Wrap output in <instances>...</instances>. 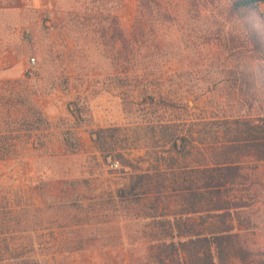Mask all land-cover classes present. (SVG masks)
Here are the masks:
<instances>
[{
  "label": "rangeland",
  "instance_id": "1",
  "mask_svg": "<svg viewBox=\"0 0 264 264\" xmlns=\"http://www.w3.org/2000/svg\"><path fill=\"white\" fill-rule=\"evenodd\" d=\"M174 3L182 14L185 2ZM137 6V0H0V85L16 83L0 91H33L51 127L31 134L35 145H21L15 160L0 162V197L9 202L0 208L8 221L0 247L11 250L0 264H147L154 243L143 238L133 207L113 204L110 190L123 173L97 166L90 131L120 128L106 133L110 146L132 148L134 167L150 170L144 147L151 144L124 135L139 132L155 112L170 113L168 103L207 119L247 114L251 89L240 65L251 63V53L241 25L212 27L204 16L195 22L166 7L169 20L142 19L139 30ZM115 23L131 40L127 57ZM151 98L159 104L150 106ZM33 126H21V136ZM66 133L79 141L78 154L63 145ZM83 179L88 189L73 184ZM75 190L84 193L81 204Z\"/></svg>",
  "mask_w": 264,
  "mask_h": 264
},
{
  "label": "trees",
  "instance_id": "2",
  "mask_svg": "<svg viewBox=\"0 0 264 264\" xmlns=\"http://www.w3.org/2000/svg\"><path fill=\"white\" fill-rule=\"evenodd\" d=\"M175 1L185 2L182 14ZM137 2L139 30L145 25L142 19L169 20L166 7L195 22L204 16L205 24L212 27L241 25L251 63L240 67L251 91L246 115L207 119L182 112L171 102L164 107L170 113L155 112L139 132L124 135L129 142L151 144L144 147L150 170L134 167L127 157L132 148L110 146L106 133H119L120 128L91 130L100 153L99 159L91 158L100 169L123 173L114 188L110 185L113 204L137 212L143 238L154 243L147 264H264V0H174L172 6L163 0ZM115 24L114 33L127 57L133 53L131 40ZM13 84L1 85L13 89ZM154 100L150 99V106L159 104ZM25 125L34 126L24 137L20 133ZM50 128L33 91H0V162L15 160L21 145H35L31 134ZM71 135L64 134L63 145L70 154H78L80 143ZM128 169L141 172L128 173ZM88 183V179L73 182L86 189ZM75 192L76 204H81L84 193ZM8 203L0 197L1 209ZM7 223L0 216V231ZM10 251L0 247V261Z\"/></svg>",
  "mask_w": 264,
  "mask_h": 264
},
{
  "label": "built area",
  "instance_id": "3",
  "mask_svg": "<svg viewBox=\"0 0 264 264\" xmlns=\"http://www.w3.org/2000/svg\"><path fill=\"white\" fill-rule=\"evenodd\" d=\"M31 64H35V59H31Z\"/></svg>",
  "mask_w": 264,
  "mask_h": 264
}]
</instances>
